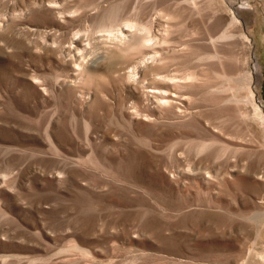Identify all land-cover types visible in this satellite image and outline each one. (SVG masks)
Wrapping results in <instances>:
<instances>
[{
  "label": "rangeland",
  "instance_id": "obj_1",
  "mask_svg": "<svg viewBox=\"0 0 264 264\" xmlns=\"http://www.w3.org/2000/svg\"><path fill=\"white\" fill-rule=\"evenodd\" d=\"M0 264H264V0H0Z\"/></svg>",
  "mask_w": 264,
  "mask_h": 264
},
{
  "label": "bare ground",
  "instance_id": "obj_2",
  "mask_svg": "<svg viewBox=\"0 0 264 264\" xmlns=\"http://www.w3.org/2000/svg\"><path fill=\"white\" fill-rule=\"evenodd\" d=\"M134 27L137 28L138 26L134 23L128 22L126 27H122L119 32H116L114 34V36H112L116 40L115 43L118 47H128L130 44L132 45L136 42L135 38H136L137 34H135V32L132 35H129L130 33L127 34L128 30L131 31L132 28H134ZM132 31H134V30H132ZM109 49H111V48L109 47Z\"/></svg>",
  "mask_w": 264,
  "mask_h": 264
}]
</instances>
